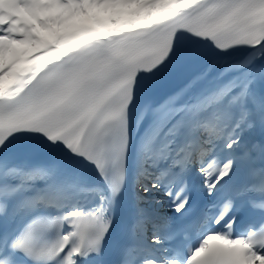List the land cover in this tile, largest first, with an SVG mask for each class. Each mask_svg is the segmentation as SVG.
Masks as SVG:
<instances>
[{
	"label": "snow or ice",
	"instance_id": "obj_1",
	"mask_svg": "<svg viewBox=\"0 0 264 264\" xmlns=\"http://www.w3.org/2000/svg\"><path fill=\"white\" fill-rule=\"evenodd\" d=\"M0 264H264V0H0Z\"/></svg>",
	"mask_w": 264,
	"mask_h": 264
},
{
	"label": "bare ground",
	"instance_id": "obj_2",
	"mask_svg": "<svg viewBox=\"0 0 264 264\" xmlns=\"http://www.w3.org/2000/svg\"><path fill=\"white\" fill-rule=\"evenodd\" d=\"M159 100H161V101H162V100H163V97H162V98H160Z\"/></svg>",
	"mask_w": 264,
	"mask_h": 264
}]
</instances>
